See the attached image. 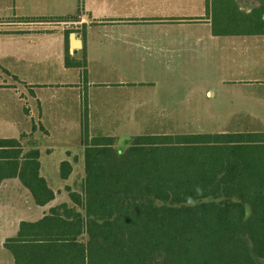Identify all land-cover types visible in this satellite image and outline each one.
<instances>
[{"label": "trees", "instance_id": "16d2710c", "mask_svg": "<svg viewBox=\"0 0 264 264\" xmlns=\"http://www.w3.org/2000/svg\"><path fill=\"white\" fill-rule=\"evenodd\" d=\"M257 5L246 12L236 0H206L212 33L264 35V0ZM85 63L65 55L68 67L83 68V78ZM82 123L83 191H70L73 206L52 207L28 232L21 228L15 240H7V247L20 241L34 248L37 264L59 247L75 251L80 264L264 259V132L135 135L121 152L114 137H90L88 120ZM7 146L19 143L0 139V148ZM28 155L19 178L37 203H47L53 193L38 177V151ZM68 166L61 163V176L67 177ZM31 178L37 182L28 183Z\"/></svg>", "mask_w": 264, "mask_h": 264}, {"label": "crops", "instance_id": "0c3cea01", "mask_svg": "<svg viewBox=\"0 0 264 264\" xmlns=\"http://www.w3.org/2000/svg\"><path fill=\"white\" fill-rule=\"evenodd\" d=\"M71 17L74 20L66 22ZM66 30L69 32L65 33ZM71 32L81 40V48L76 51H71L69 46ZM221 37L225 40H221ZM235 38L243 39V104H246L243 108L247 109V104L263 105L264 56L258 57V54L264 51V35H214L205 0H0V126L5 121L15 128L11 135L1 134L0 139H14L19 143V146L0 148V174L3 171L0 181V264H37L35 260L38 252L34 248L27 250L26 244L20 241L8 242L10 247H7L6 242L15 240L21 228L22 233L28 232L30 224L47 216L52 207L63 203L68 207L74 205L69 192L77 190L67 189L69 199H64L63 195L51 187L43 172L47 167L59 168L60 177L67 179L74 163L83 159V156L80 159L75 156L77 150L68 146L60 147L62 141L57 148L44 145L38 147L37 143L25 145L24 139L33 138L30 134L35 123H32L30 131H27L28 127L23 129L21 123L17 125V119L12 117V113L18 106L14 99L4 95L10 91L20 102L24 100L25 105L19 107L21 122L23 113L29 122L60 121L63 119L57 115L65 111L66 104L61 102L63 104L58 105L60 101L54 100L53 96L49 97L48 86H60L65 81L59 78L53 83L33 84L28 77L18 81L15 73H37L41 63H47L71 75L66 79L75 83L68 86L76 90L78 99L72 114L81 120L84 113L83 95L86 93H81L83 68L68 67L65 64L66 48L69 56L77 61L82 60L80 51H85L89 77L96 70L102 74H122L119 84L127 80L146 84L152 82L148 81L147 76L152 73L153 66L177 71L184 63L192 62L193 53L200 50L208 57L210 64L212 59L215 61L218 48L230 47ZM220 41L223 43L220 44ZM227 62L231 64L224 56L223 63ZM123 65L128 66L126 72L121 68ZM43 72H46V68ZM90 84H93L92 78ZM24 85L33 91H30L31 95H27V99L23 97ZM112 86L109 83L103 88ZM252 86L259 88L245 91L244 88ZM87 95L90 96L87 108L90 132L98 136L99 133H92V122L101 121V111L94 99H91L95 94L87 92ZM27 108L26 113L24 109ZM57 137L67 140V137L72 136L67 127L62 126ZM32 150L38 151V177L44 179L53 193V199L44 204L36 202L19 178L23 160ZM73 158H76L74 162ZM62 162H67L68 168L71 167L67 177L61 176ZM35 182L37 179L31 178L28 183ZM21 223H24L22 227ZM20 244L24 246L20 247ZM57 252L55 255L51 253V259L42 258L38 264H80L81 259L77 258L75 251Z\"/></svg>", "mask_w": 264, "mask_h": 264}, {"label": "rangeland", "instance_id": "374dc122", "mask_svg": "<svg viewBox=\"0 0 264 264\" xmlns=\"http://www.w3.org/2000/svg\"><path fill=\"white\" fill-rule=\"evenodd\" d=\"M236 1L240 10L246 12L260 4V0ZM210 3L211 0H209ZM69 20L73 21L74 18H67L66 22H70ZM239 38L233 39L230 47L228 45L225 49L219 47L215 61L212 59L210 64L207 60L208 57L200 50L193 53L192 62L184 63L177 71L153 66L152 73L147 76L148 81L152 82L146 84L133 83L130 80L119 84L122 74L118 73L102 74L94 70L92 77H89L86 72L84 78L81 75V87L83 88L81 93L86 92L83 95L84 113L81 120H77L72 114L78 99L76 90L68 86L75 83L66 79L71 75L61 72L56 69V66H50L47 63H41L37 73L24 71L15 73V75L18 81L28 77L32 79L33 84L38 82L53 83V81L62 78L65 81L63 85H54L53 88L56 90L48 86V93L49 97L53 96L54 100L60 101L57 102L58 105L65 102V111L57 115L63 120L42 123L29 122L22 111L23 122H21L22 115L19 107L21 104L25 105L24 100L20 102L16 95L10 91L4 96L14 99L18 106V109L12 113V117L17 119V125L21 123L23 129L28 127L27 131H30L32 123H35L30 134L35 139H24L25 145L30 146L37 143L38 147L44 145L57 148L59 142L62 141L60 147L68 146L77 150L75 156L78 159L83 156L81 162L74 163L73 170L67 179L60 177L59 168L47 167L45 173L43 172L49 179L51 187L68 200L67 189L77 190L80 193L83 191L85 171L81 132L82 120H88L87 108L90 96L88 97L87 92L95 94L91 96V99H94L101 111V121L92 122V133L114 137L113 147L121 152L131 144V137L135 135L208 134L211 137L216 133L264 132V96L263 105L250 106L247 104L248 108H243L246 105L243 104V39ZM221 40H225V38L221 37ZM222 43L223 41H220V44ZM73 50L71 48V51ZM65 52H67L65 55H69L67 48ZM80 52L81 59L85 58V51ZM261 55L264 56V51L262 54H258V57ZM224 56L226 61H231L230 65L228 62L223 63ZM45 68L46 72H43ZM121 68L124 72L128 70L127 65H123ZM82 72L83 70H81ZM91 78L93 84H90ZM103 81L108 82L103 83ZM109 83L113 86L104 89L103 86ZM258 86L244 89L245 91L256 90L259 88ZM23 88V97L27 99V95H31L30 91L32 90H29V87L25 85ZM20 97H22V93ZM28 109H24V112L27 113ZM62 126L67 127L72 137H67V140L57 137ZM12 129L15 128L4 121L0 126V135H11ZM88 134L90 137L95 136L91 135L89 120ZM72 160L74 162L76 158ZM56 250L65 251L60 247ZM258 263L264 264V259L258 260Z\"/></svg>", "mask_w": 264, "mask_h": 264}, {"label": "water", "instance_id": "95a60500", "mask_svg": "<svg viewBox=\"0 0 264 264\" xmlns=\"http://www.w3.org/2000/svg\"><path fill=\"white\" fill-rule=\"evenodd\" d=\"M69 46L73 48L74 51L81 48V40L78 39V36H76L74 32H71L69 35Z\"/></svg>", "mask_w": 264, "mask_h": 264}]
</instances>
